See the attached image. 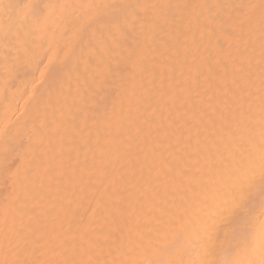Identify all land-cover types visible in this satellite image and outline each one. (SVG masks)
I'll use <instances>...</instances> for the list:
<instances>
[{
  "label": "snow or ice",
  "instance_id": "snow-or-ice-1",
  "mask_svg": "<svg viewBox=\"0 0 264 264\" xmlns=\"http://www.w3.org/2000/svg\"><path fill=\"white\" fill-rule=\"evenodd\" d=\"M14 7L32 23L9 49L41 45L0 63L6 118L27 97L22 117L0 125V264H234L249 243L251 217H264V0H20ZM194 28L207 30V45L189 63ZM73 73L78 89L83 76L85 105L93 103L86 113L99 110L97 96L111 99L94 143L88 129L91 156L83 160L84 130L57 118ZM221 194L235 205L229 223L214 233L193 228L208 198ZM250 264H264V252Z\"/></svg>",
  "mask_w": 264,
  "mask_h": 264
},
{
  "label": "bare ground",
  "instance_id": "bare-ground-1",
  "mask_svg": "<svg viewBox=\"0 0 264 264\" xmlns=\"http://www.w3.org/2000/svg\"><path fill=\"white\" fill-rule=\"evenodd\" d=\"M38 2V0H36ZM63 2V0H62ZM71 2H81V0H71ZM87 2V0H84ZM201 3H208L214 4L217 0H199ZM254 2H258V0H254ZM20 3V0H7V6L0 9V63L4 62L7 57H22L27 58L30 57L33 52L40 50L41 40L35 39L34 44L31 45L32 50L29 51L28 49L23 48L20 45H17L19 50L9 49L8 41L13 40L16 38L17 35H23L24 32L27 30V27L30 23V20L25 19L26 9H19L17 10L14 6ZM207 30L205 29L203 32L200 30H196L194 28L193 32L189 34L187 38V46L190 48L192 55H189L188 61L189 63L192 62V57L194 55H199L197 52V47L199 46L200 52L204 51V46L207 45V35L205 34ZM56 40H60V36L57 35L55 37ZM53 37L51 34L48 36V41H52ZM49 47V43L44 44V50H47ZM163 51V48H161ZM183 51V49H182ZM48 55L50 57L55 56V45L53 44V51L49 52ZM62 55V54H61ZM183 58V57H182ZM159 59V57H157ZM48 63V60H45V64ZM44 66L41 65V70H43ZM160 66L157 65L155 76V84L159 86L160 83ZM187 71V69H185ZM80 72L84 73L85 68L81 65ZM194 74V73H193ZM171 75V73H169ZM78 74L73 73V78L68 83L65 84L64 93L67 97V104L63 107V115L60 112H57V118L63 119L69 122V127L72 125H79L80 129H83V139L79 136L77 140L80 146L83 148V151L79 153V158L81 160L84 159L85 155H88L89 158L91 153L88 151L86 146V141L89 137L88 129H92V141L95 142L96 137V127L97 122L99 121V126L101 130L106 127V122L103 117L105 107L108 108L109 112L111 110V99L109 98L107 101L102 99V96L96 97V106L98 107L97 112H85V107H92L93 103L91 101L85 105L86 93L87 89L84 86L83 76H79L80 79V87L78 89L76 79ZM175 77L179 79H184V77L180 76V70L177 69L175 73ZM37 78V87H40L41 92H44L45 89L40 85V73H36ZM153 77L151 75L146 76L145 83L147 84L148 88H152L153 84L151 83ZM31 90V89H30ZM215 92V90H213ZM131 93L129 92V95ZM213 93L210 92L209 95ZM222 95V91L219 93ZM110 95H114V92ZM27 97H25V100ZM25 100L20 101V109L16 110L15 112H8L7 118L5 116V105L4 103L0 102V125L6 123L8 119L16 120L22 117L23 108L25 105ZM128 101L125 100V105H127ZM211 111V109H209ZM73 113H76V119L73 120ZM85 116L88 117L87 119V128H85ZM54 131V129H53ZM217 131H219V123L217 124ZM209 133H211V126H209ZM193 137L195 138V130H193ZM203 135L201 139H203ZM56 141L59 140V137H54ZM195 142V139L193 140ZM66 146L64 148L65 153L70 151V141L66 138L65 140ZM60 150L59 143H57V151ZM42 151V149H41ZM77 153L75 151H71L72 156V163H75ZM67 158V157H66ZM2 177H0V183H2ZM95 195L99 198L105 195V190L103 187H99V190L95 192ZM225 196L223 194L214 202L211 197L208 198V202L206 205L203 206V210L200 211L201 221L194 224L192 227L196 229L208 230L215 232L216 229H219L222 225H227L229 221L232 219L233 213L235 211V205L233 204H225L224 203ZM199 211V210H198ZM264 221V217L260 216L259 212L254 214L251 217V223L248 225L249 228V243L247 246L240 248L236 251L233 255L232 260L234 264H250L251 261H258L262 252H264V232L261 230V223ZM227 231V229H225ZM215 259H219V256L213 257ZM184 259H196L195 253H193L190 257L184 256Z\"/></svg>",
  "mask_w": 264,
  "mask_h": 264
}]
</instances>
